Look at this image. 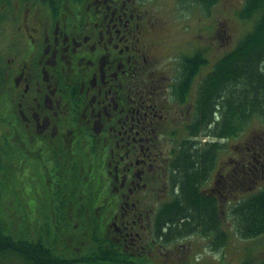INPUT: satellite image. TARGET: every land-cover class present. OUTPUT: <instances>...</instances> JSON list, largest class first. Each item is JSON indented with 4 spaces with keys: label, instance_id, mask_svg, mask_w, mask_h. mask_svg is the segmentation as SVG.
<instances>
[{
    "label": "flooded vegetation",
    "instance_id": "flooded-vegetation-1",
    "mask_svg": "<svg viewBox=\"0 0 264 264\" xmlns=\"http://www.w3.org/2000/svg\"><path fill=\"white\" fill-rule=\"evenodd\" d=\"M58 1L30 4L24 27L22 5L13 6L21 20L12 43L0 48V124L17 130L19 121L25 161L40 158L43 164L61 157L45 143L60 138L62 156L69 160L77 144L89 156L94 150L93 159L107 167L121 187L127 186L129 192L122 196L162 198L171 204L179 193L176 163L185 146L201 155L214 145L199 140L204 132L198 117L202 80L212 72L205 66L210 63L206 56L214 46L206 44L205 51L196 39L185 47L165 41L172 27L185 26L182 18L195 19L198 12L207 11L208 3ZM10 8L9 0H0V37L11 29ZM176 9L181 16H175ZM213 13L212 5V18ZM215 33L217 29L211 35ZM198 34L202 37L203 29ZM168 55L170 60L163 62ZM35 141L44 148L34 157V148L28 150L27 145ZM249 151L247 147L237 159L224 160L220 172L214 147L198 195L213 201L232 197L236 178L242 182L244 174L250 175L249 168L235 176ZM258 153L252 167L264 174V144Z\"/></svg>",
    "mask_w": 264,
    "mask_h": 264
},
{
    "label": "trees",
    "instance_id": "trees-1",
    "mask_svg": "<svg viewBox=\"0 0 264 264\" xmlns=\"http://www.w3.org/2000/svg\"><path fill=\"white\" fill-rule=\"evenodd\" d=\"M205 1L209 10L215 0H202L204 4ZM236 16L240 22H252L253 28L235 47L232 41L234 48L204 79L198 114L203 132L230 138L228 143L233 149L249 142L254 128L264 122V0H245ZM208 25L207 31L217 29L218 32L216 18L214 24L208 22ZM234 33H226L225 44L230 36L232 40ZM215 42L219 44L218 39ZM22 133L21 127L11 131V136L0 146V264H150V252L156 255L161 251L159 246L165 248L177 239L196 233L212 237V251L225 248L227 235L222 230V205L211 198L200 197L198 184L213 160L214 147L220 154L228 144L205 147L201 155L190 145L185 146L176 163L178 195L172 198L171 204L161 206L151 235L132 241L124 220L126 214L118 211L121 202L127 200L122 196L125 188L106 174L107 167L89 158L80 144L76 145L73 160L62 156L65 151L60 138L45 141L50 152L54 149L61 155L51 161L50 168L47 162L42 165L40 158L34 159L36 165L27 161L29 167L35 169L30 182L35 184L37 193L44 191L53 196L44 198L40 194L31 205L24 202L23 197L13 198L15 209L5 207V212L3 194L9 189L2 181L8 175L13 182L18 180L14 185L16 192L22 183L21 174H27L22 165ZM13 136L15 143L11 141ZM27 146L28 150L34 148L31 151L34 157L44 148L38 141ZM44 165L49 172L43 173ZM12 166L16 167L12 169ZM250 166L246 167L243 162L235 176L247 173ZM42 201L46 202L40 205ZM31 213L37 218L32 228ZM229 214L242 238L264 235V190L249 194L235 204ZM244 264L256 263L247 259Z\"/></svg>",
    "mask_w": 264,
    "mask_h": 264
},
{
    "label": "rangeland",
    "instance_id": "rangeland-1",
    "mask_svg": "<svg viewBox=\"0 0 264 264\" xmlns=\"http://www.w3.org/2000/svg\"><path fill=\"white\" fill-rule=\"evenodd\" d=\"M158 5L161 6L163 3L168 2V0H157ZM245 0H218V4L214 8V13H213V18H216L217 23H218V52L213 51V53H209V57L212 60V62H215L216 60H219L221 55L223 54L222 52V46H225L227 48H234L236 46V43L247 33L249 32L252 28V22L250 24L240 22L238 17L236 16V12H238L242 6L244 5ZM176 6H177V0H175ZM24 6V5H23ZM175 6V8H176ZM186 14H183L182 17H184ZM235 15V16H233ZM175 16L179 17L181 16L180 12L175 11ZM181 17V18H182ZM201 17V20L199 19ZM207 16L204 11L201 13L198 12V15L195 19L190 20L188 16L182 18V23H186L183 28H178L177 26H174L170 29V37L167 41V43L175 44L181 47H185L189 45L191 40L196 39L197 42H202L203 45L209 44V41L211 40V36L207 35L206 31L203 29L204 24L207 22ZM190 20V21H189ZM10 22L11 24L14 23V21L11 19L10 15ZM252 25V26H251ZM229 26V29H228ZM234 26V27H232ZM249 27V29H248ZM199 29H203V32L206 33L204 36L200 37V34H198ZM247 29V30H246ZM234 33V42L235 44L232 43L231 36L229 40L224 43V37L226 33L228 32H233ZM12 31L11 29H7L4 32V35L0 37V48L4 50L8 44L10 45V41H12ZM233 44V46H232ZM230 49V50H231ZM206 51V50H205ZM216 52V53H215ZM171 56H166L162 61H168L170 60ZM252 128H254L252 126ZM256 133H264V122H260V125L256 126L254 128ZM49 166V164H47ZM16 166H12V169H14ZM10 167H8L9 169ZM33 168L31 167L29 171L27 172L26 175H23V180H22V174L19 178L20 183L17 191L15 192V186L18 182L15 181L13 182L11 176H7L6 179L2 182L6 183L7 188L9 189L8 192H3V198L6 203L3 204V209L7 210L5 207H9L12 209H15V205L13 204V198H19L23 197L24 202H27L31 205V203L36 202V196H37V190L35 187V184L33 182H30V179H34V175L32 174ZM9 174L12 175L10 172ZM19 177V175H17ZM13 183V184H12ZM21 188H22V194H21ZM264 188V183H259L258 185L256 184L255 187L251 190V192L254 190V192L259 191L260 189ZM42 195H46V193L43 191ZM244 195H240L235 202H237L239 199H241ZM167 199V198H166ZM164 199L162 198H154V203L153 201L151 203H147V199L144 201V206H160L162 203H164ZM46 201H42L40 205H43ZM38 205V204H37ZM39 209V208H38ZM225 210L227 207H225ZM44 213V212H43ZM40 213V214H43ZM223 218H222V224H224V227L222 226L223 231L227 234V239H228V245L223 251H219L218 254L215 255L214 251H211L209 249L208 244L209 240L204 239L201 236H198V239L196 241L197 245L192 243V252L191 255L186 261V264H240L246 256H249V259L253 261V263H258L264 260V236L257 237L256 239H241L240 235L236 231V223L234 224L232 219L229 218L228 213H224ZM14 215V213H13ZM30 222H31V228L34 226V223L37 220L36 214L31 213L30 217ZM11 220V219H10ZM12 221V220H11ZM25 222L22 220V225ZM14 226H18V223H14ZM229 233V235H228ZM188 238V237H186ZM194 238V237H191ZM193 240V239H192ZM181 242L178 245L186 244L188 243V239L185 240H180ZM200 248V250L197 251L196 249ZM177 248V245L173 248ZM219 250V249H218ZM154 252H150V254H153ZM158 253V252H157ZM182 252L179 250V252L175 255V258L179 260V256ZM157 256H160L159 254H156ZM156 255L152 256L151 259L149 260L150 264H175V261L171 258L168 261H163L162 258L160 260L156 257ZM215 255V256H214ZM162 257V256H161ZM209 258V259H208ZM210 259L213 260V262L210 261Z\"/></svg>",
    "mask_w": 264,
    "mask_h": 264
}]
</instances>
